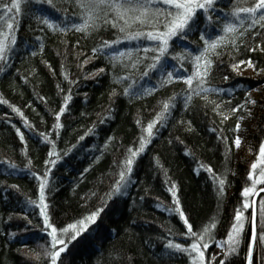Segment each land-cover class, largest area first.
<instances>
[{
	"label": "trees",
	"instance_id": "16d2710c",
	"mask_svg": "<svg viewBox=\"0 0 264 264\" xmlns=\"http://www.w3.org/2000/svg\"><path fill=\"white\" fill-rule=\"evenodd\" d=\"M5 2L11 0H0V4ZM57 3L59 6V0ZM219 5L229 9L231 0H219ZM64 7L66 14L47 4H22V14L14 19L13 28L0 20V40L10 45L5 50L7 59H0V264H48L50 258L42 255L40 246L50 239L42 231L45 226L37 180L45 174L44 199L54 226L74 223L78 230L79 221L99 209L84 232L73 240L66 239L67 248L58 264H191L187 254L166 247L168 240L183 243L186 239L179 235L186 229L174 211L169 190L173 183L194 230L215 219L213 240L204 251L206 264L208 260L219 264L222 250L215 241L225 240L236 206H242L241 190L251 184L247 172L264 140V28L257 25L248 29L247 22L237 28L243 37L238 36L235 45L229 41L218 58L212 57L210 78L205 77L200 85L210 91L194 93L189 99L184 81L164 83L156 69L144 74L151 61L130 66L137 57L136 49L142 50L150 41L120 40L93 53L92 49L105 40H116L117 30L102 27L85 35L71 27L79 22L73 13L80 10L68 4ZM5 11L0 8V17ZM45 14L58 23L66 16L68 30L48 29L36 19ZM199 21L204 24L202 14ZM257 29L253 37L251 32ZM209 30L216 31L215 23L205 29ZM13 34L16 39L11 43ZM172 40L179 46L170 47V52L203 47L199 31L183 41ZM129 48L133 49L130 58L120 56L114 61V55ZM166 59L176 65V71L191 74V57L179 63L172 55ZM249 59L255 62L252 67L238 63ZM214 88L221 91H211ZM245 88L250 89L248 96L256 103H245L235 113L230 112L248 99ZM170 97L168 112L157 120L154 134L149 136L144 127ZM62 104L65 111L59 118L61 127L56 129L55 112ZM13 106L18 112L12 111ZM239 117H243L241 127L236 130ZM142 135L144 148L133 160L127 194L113 201L114 193L108 194L119 179L120 161L126 159L130 146H139ZM237 135L241 137L238 147L233 144ZM53 145L55 154L50 156ZM213 174L225 180L222 196ZM256 187L264 188V183ZM261 197L264 193L257 195V204ZM29 199L37 203L31 204ZM223 247L227 248L226 243ZM246 247L245 239L225 264H245ZM37 252L41 253L39 259ZM215 252L221 255L213 259ZM253 264H264V248L256 249Z\"/></svg>",
	"mask_w": 264,
	"mask_h": 264
},
{
	"label": "snow or ice",
	"instance_id": "6c2138e0",
	"mask_svg": "<svg viewBox=\"0 0 264 264\" xmlns=\"http://www.w3.org/2000/svg\"><path fill=\"white\" fill-rule=\"evenodd\" d=\"M35 3V4H47L55 12L67 13V8L64 5H72L78 8L79 13H73V15L79 16L78 23H71V27L77 31H82L85 35L90 32L97 31L100 28L111 27L117 30L116 40H105L97 48H93L92 52L96 53L102 51L113 44H118L120 40L132 41V40H144L150 41L143 45V49L137 48V57L131 60L130 66H135L139 63H143L146 60L151 61L147 63L144 74L148 73L149 69H156L162 74V80L164 83H171L173 80H182L188 86L187 96L190 99L194 93L200 91L208 92L210 89H201L200 85L205 83V77H209V74L213 70L214 60L212 57H219L223 46L227 45L229 41L233 45L236 44V38L238 36L243 37V33L237 32V28L245 25L247 22V28L253 29L257 25L260 28H264V0H231V7L224 9L220 7L219 0H59V6L57 0H11L10 3L0 4V8H3L5 15L0 17V20L7 21L9 29L14 26V19H18L22 14V4ZM219 9V14L217 13ZM200 10V12H198ZM8 13H11L9 17ZM204 16V24L201 25L199 21L200 15ZM214 14H216L214 16ZM36 19L45 25L48 29L53 32H66L69 27L67 17H60L59 23L56 18L50 15L37 16ZM215 23L216 31L211 30L210 26ZM62 25V26H61ZM199 31L200 39L203 41V47H199L195 50L188 51L184 48L183 52H170L169 49L172 46H179L177 41H173L172 38L176 37L177 40L183 41L191 33ZM259 29L252 31L251 35L255 37L258 34ZM15 34L12 35L11 43L15 42ZM170 41L172 44L170 45ZM243 43V39L240 41ZM10 45L6 44L3 40H0V59H7L6 49ZM256 47H260V43H256ZM252 51V48L248 49ZM264 50V49H262ZM133 49L129 48L126 52H121L118 55H114V61L120 56L130 58ZM187 53V57L184 53ZM154 53V54H153ZM168 55H172L174 60L184 61L188 57L192 60V72L191 74H182L176 71V65L170 64L166 59ZM240 64H246L247 67H252L255 63L251 59L247 62L241 60L238 61ZM181 67L183 65H180ZM233 69L236 65H232ZM2 70V69H0ZM167 70V75L163 76V73ZM103 71V69H100ZM257 72L261 69H256ZM210 78V77H209ZM121 78L117 77L119 82ZM227 79V77H225ZM195 81V84H194ZM74 83V81H73ZM213 92H220L221 89H211ZM250 89L245 88V97H248L246 101H241L235 107L230 109V112L235 113L238 108H242L245 103L255 104L251 97L248 96ZM128 92V89H125ZM206 98V97H205ZM230 98V97H229ZM170 97L168 100L163 102V108L160 112L156 113V117L151 120L146 127L144 132H147L149 136L154 134V125L157 120L161 119L165 113L168 112L170 107ZM68 101V96H65L64 104ZM7 103V101H3ZM187 106V105H186ZM220 107L216 105V109ZM214 109V110H216ZM12 111L18 112V109L14 106ZM63 104L60 110L55 112L57 118L54 128L59 129L61 124L59 118L62 112H64ZM250 112V110H249ZM226 120L228 116L223 112L219 113ZM243 117H239L236 120L235 129L239 130L241 127L240 120ZM27 124V121H25ZM17 135L20 136L21 141L24 140V136L21 135L20 130L17 129ZM44 140L48 137L41 134ZM111 139V137H109ZM227 140V137H224ZM51 143V141H49ZM145 143V137H140L139 146L133 149L131 146L128 149V155L126 159L120 161L119 179L113 184L112 192L108 195L111 196L113 193H119L125 187L127 182L130 180L129 173L132 172L134 158L143 151ZM241 143V137L235 136L233 144L239 146ZM53 148L49 150V155H54ZM30 163V161H29ZM49 161L45 160V164ZM27 167V165H26ZM47 171V170H46ZM207 171L212 173V168L208 167ZM248 179L251 184L246 185L241 190V196L244 197L241 204H237L233 220L228 227L226 238L223 242L215 241L216 246L222 250V258L219 264H225L226 259L230 254L237 253L241 246L242 240L246 239V264H253L254 253L257 248H264V197H261L258 204L255 197L256 191L264 192V188L257 189V185L264 183V140L259 143V151L256 154V160L251 164V170L247 172ZM214 182L218 183V193L223 195L225 191V180L219 175L213 174ZM39 180V207L40 215L43 217L44 228L42 231L47 233V237L50 239V243L41 244V248L44 249L42 255L49 257L48 264H58V258L61 257V253L67 248V242L79 236L85 231L87 225L94 222L99 209L91 212L86 220L81 219L79 221V229L76 230V224L70 223L66 227H57L49 220L47 214V205L45 203V192L44 189L47 185V175L43 177L38 176ZM176 185L173 183L169 189L175 204L174 211L178 214L179 220L183 222L186 231H181L179 235L184 236L185 241L178 242L168 240L166 247L173 250L174 252H180L187 254L191 264H206L205 261V249H208L209 243L212 242V229L216 224L215 219L204 223L202 226L193 229V225L189 219L186 218L185 212L182 210L176 192L174 191ZM29 203L36 204L37 201L29 199ZM245 210H250L246 213ZM172 211V209H169ZM250 225V227H249ZM259 225V227H258ZM72 229L73 232L69 233L68 230ZM188 241H191L190 243ZM227 245L224 249L223 244ZM60 245V247H57ZM221 253H215L213 259ZM35 256L39 259L41 253H35ZM207 264H211V260L207 261Z\"/></svg>",
	"mask_w": 264,
	"mask_h": 264
},
{
	"label": "rangeland",
	"instance_id": "374dc122",
	"mask_svg": "<svg viewBox=\"0 0 264 264\" xmlns=\"http://www.w3.org/2000/svg\"><path fill=\"white\" fill-rule=\"evenodd\" d=\"M129 175V174H128ZM130 181V180H129ZM129 181L127 182V187L123 188L121 190V192L119 193H114L113 196H112V200L113 201H116L117 199H120L122 197H124L126 194H127V188L129 186ZM216 253V252H215Z\"/></svg>",
	"mask_w": 264,
	"mask_h": 264
},
{
	"label": "water",
	"instance_id": "95a60500",
	"mask_svg": "<svg viewBox=\"0 0 264 264\" xmlns=\"http://www.w3.org/2000/svg\"><path fill=\"white\" fill-rule=\"evenodd\" d=\"M259 193H264V192H262V191H256V192H255V197H257V195H258ZM246 261H247V257H246ZM245 264H246V263H245Z\"/></svg>",
	"mask_w": 264,
	"mask_h": 264
}]
</instances>
